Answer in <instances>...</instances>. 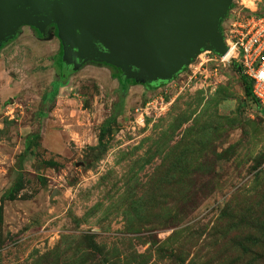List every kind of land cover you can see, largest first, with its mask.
<instances>
[{"label":"rangeland","instance_id":"1","mask_svg":"<svg viewBox=\"0 0 264 264\" xmlns=\"http://www.w3.org/2000/svg\"><path fill=\"white\" fill-rule=\"evenodd\" d=\"M63 54L56 27L0 51V264H264V112L234 63L202 52L163 86L129 83L100 145L122 72L70 75ZM154 96L167 110L138 126Z\"/></svg>","mask_w":264,"mask_h":264},{"label":"water","instance_id":"2","mask_svg":"<svg viewBox=\"0 0 264 264\" xmlns=\"http://www.w3.org/2000/svg\"><path fill=\"white\" fill-rule=\"evenodd\" d=\"M234 0H0V46L57 28L66 65L93 62L146 85L173 81L204 51L225 57ZM240 70V69H238Z\"/></svg>","mask_w":264,"mask_h":264},{"label":"built area","instance_id":"3","mask_svg":"<svg viewBox=\"0 0 264 264\" xmlns=\"http://www.w3.org/2000/svg\"><path fill=\"white\" fill-rule=\"evenodd\" d=\"M259 2L250 0L253 7L246 5L247 12H236L223 32L225 44L233 52L228 62L238 65L240 74L251 80L252 94L264 112V12L258 11ZM168 106L163 96L150 98L136 124L144 125L146 117H161Z\"/></svg>","mask_w":264,"mask_h":264},{"label":"trees","instance_id":"4","mask_svg":"<svg viewBox=\"0 0 264 264\" xmlns=\"http://www.w3.org/2000/svg\"><path fill=\"white\" fill-rule=\"evenodd\" d=\"M223 23V22H222ZM40 36L43 39H47V36H43L40 34ZM6 44L0 46V51L3 47H5ZM58 65L59 68H61L63 70L64 73H68L70 75L75 73V69H73V67L68 66L65 64L64 60H63V55L58 57ZM237 67V71L239 74V77L241 79V82L244 86V91H245V95L247 97V99L250 102H253L254 104L258 105L257 100L254 98L253 94H252V82L251 80H249L248 78H246L245 76H243L242 74H240L239 72V66L234 64ZM186 70V68L183 70V72ZM122 75V74H121ZM135 81L130 80H124L121 78V76H119V83H120V102L118 104L117 109L115 110L114 114L106 120V122L104 123L102 130H101V134L99 137V143L101 145V143H103L106 135L108 134V132L110 131L111 127L113 126L114 123H116L117 119L121 116V114L124 111L125 108V99L127 97L128 91H129V83H134ZM166 84V83H165ZM163 86L164 84H157V85H147L149 89H153L156 88L158 86ZM22 179L19 178L17 179V181L14 183V185L3 195L2 197V201H8L11 200L12 197H14L16 195V193H18V191H20V189L22 188L23 184H22ZM1 217V216H0Z\"/></svg>","mask_w":264,"mask_h":264},{"label":"bare ground","instance_id":"5","mask_svg":"<svg viewBox=\"0 0 264 264\" xmlns=\"http://www.w3.org/2000/svg\"><path fill=\"white\" fill-rule=\"evenodd\" d=\"M232 55H233V52L229 51V53L225 57H223V60L224 59L229 60L232 57Z\"/></svg>","mask_w":264,"mask_h":264},{"label":"flooded vegetation","instance_id":"6","mask_svg":"<svg viewBox=\"0 0 264 264\" xmlns=\"http://www.w3.org/2000/svg\"><path fill=\"white\" fill-rule=\"evenodd\" d=\"M51 27H54V26H50V27H48V29L46 30V34H45V36L48 35V32H49V30H50Z\"/></svg>","mask_w":264,"mask_h":264}]
</instances>
